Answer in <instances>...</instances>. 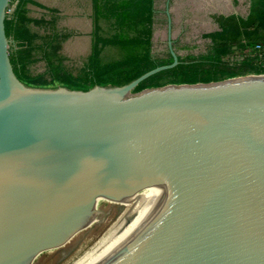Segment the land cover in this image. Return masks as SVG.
<instances>
[{"label":"water","instance_id":"1","mask_svg":"<svg viewBox=\"0 0 264 264\" xmlns=\"http://www.w3.org/2000/svg\"><path fill=\"white\" fill-rule=\"evenodd\" d=\"M0 0V264H264V75L28 87Z\"/></svg>","mask_w":264,"mask_h":264},{"label":"trees","instance_id":"2","mask_svg":"<svg viewBox=\"0 0 264 264\" xmlns=\"http://www.w3.org/2000/svg\"><path fill=\"white\" fill-rule=\"evenodd\" d=\"M31 5L32 0H12L9 9L13 12L5 21L14 73L28 87L48 89L59 84L83 92L97 86L123 87L173 63L172 55L164 64L152 55L153 0H106L95 16L105 27L99 25L92 33L91 48L83 52H87L81 57L83 62L73 60L71 52L84 49L83 42L71 32L59 31L58 18H32ZM219 25V32L205 36L213 45L209 58L179 59L177 67L148 78L133 94L169 85H209L264 75V0H251L246 19L221 18ZM67 41L74 42L66 46Z\"/></svg>","mask_w":264,"mask_h":264},{"label":"crops","instance_id":"3","mask_svg":"<svg viewBox=\"0 0 264 264\" xmlns=\"http://www.w3.org/2000/svg\"><path fill=\"white\" fill-rule=\"evenodd\" d=\"M105 1L32 0L34 5H31L30 14L35 19L50 18V15L58 18L59 31L75 34L91 48L92 33L99 25L105 27L102 19L95 18L96 11L105 7ZM250 8L251 0H153V48H188L185 43L203 40L206 35L219 32L221 18L238 16L246 19Z\"/></svg>","mask_w":264,"mask_h":264},{"label":"rangeland","instance_id":"4","mask_svg":"<svg viewBox=\"0 0 264 264\" xmlns=\"http://www.w3.org/2000/svg\"><path fill=\"white\" fill-rule=\"evenodd\" d=\"M73 42L74 41H70V42L67 41L66 46H68V44H71ZM82 44L84 45V49H81V50L80 49H77V50L74 49V51H71L74 53L73 54V57H74L73 60L83 62L81 57H82V55H84V56L86 55L87 52L85 54L83 52H85L88 47H87L86 42H83ZM185 44H187L189 47L188 48H174V51L176 52L179 59L209 58L212 55L213 45H212L211 41L207 38H203V40H192L191 42L185 43ZM152 55H153V58L160 64L168 63L172 60L170 50L168 49V47H154L152 50ZM59 87H61V86H59V84H57L51 89H56Z\"/></svg>","mask_w":264,"mask_h":264},{"label":"built area","instance_id":"5","mask_svg":"<svg viewBox=\"0 0 264 264\" xmlns=\"http://www.w3.org/2000/svg\"><path fill=\"white\" fill-rule=\"evenodd\" d=\"M12 12H13V8H12V9H8V14H11ZM256 49H257L258 51H260V50H261V46L258 45V46L256 47Z\"/></svg>","mask_w":264,"mask_h":264}]
</instances>
